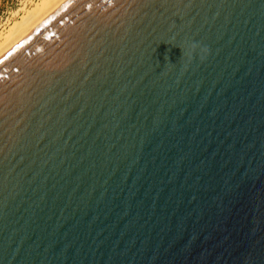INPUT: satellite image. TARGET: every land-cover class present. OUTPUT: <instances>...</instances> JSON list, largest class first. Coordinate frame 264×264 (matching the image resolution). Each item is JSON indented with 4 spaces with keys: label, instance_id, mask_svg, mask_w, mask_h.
<instances>
[{
    "label": "water",
    "instance_id": "water-1",
    "mask_svg": "<svg viewBox=\"0 0 264 264\" xmlns=\"http://www.w3.org/2000/svg\"><path fill=\"white\" fill-rule=\"evenodd\" d=\"M0 264H264V0H66L4 53Z\"/></svg>",
    "mask_w": 264,
    "mask_h": 264
},
{
    "label": "bare ground",
    "instance_id": "bare-ground-1",
    "mask_svg": "<svg viewBox=\"0 0 264 264\" xmlns=\"http://www.w3.org/2000/svg\"><path fill=\"white\" fill-rule=\"evenodd\" d=\"M66 0H38L23 12L10 26L0 32V57L23 39L31 30L48 17Z\"/></svg>",
    "mask_w": 264,
    "mask_h": 264
},
{
    "label": "rangeland",
    "instance_id": "rangeland-1",
    "mask_svg": "<svg viewBox=\"0 0 264 264\" xmlns=\"http://www.w3.org/2000/svg\"><path fill=\"white\" fill-rule=\"evenodd\" d=\"M38 0H0V32L6 30L23 12V7H30Z\"/></svg>",
    "mask_w": 264,
    "mask_h": 264
},
{
    "label": "clouds",
    "instance_id": "clouds-1",
    "mask_svg": "<svg viewBox=\"0 0 264 264\" xmlns=\"http://www.w3.org/2000/svg\"><path fill=\"white\" fill-rule=\"evenodd\" d=\"M191 55L193 57L199 56L200 59H205L206 54L208 52L207 46H201L198 42H191ZM199 50V51H198ZM183 50H182V55H183Z\"/></svg>",
    "mask_w": 264,
    "mask_h": 264
}]
</instances>
